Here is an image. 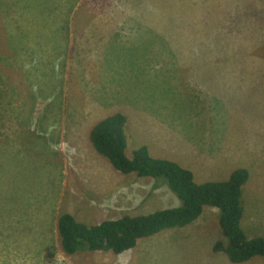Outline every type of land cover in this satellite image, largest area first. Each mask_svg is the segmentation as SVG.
<instances>
[{"label": "rangeland", "instance_id": "rangeland-1", "mask_svg": "<svg viewBox=\"0 0 264 264\" xmlns=\"http://www.w3.org/2000/svg\"><path fill=\"white\" fill-rule=\"evenodd\" d=\"M45 3L0 13V264H233L212 207L119 255H63L56 219L179 205L165 180L122 175L93 150L92 127L118 113L127 157L146 146L196 184L246 169L241 228L264 237V0H57L55 19Z\"/></svg>", "mask_w": 264, "mask_h": 264}, {"label": "trees", "instance_id": "trees-1", "mask_svg": "<svg viewBox=\"0 0 264 264\" xmlns=\"http://www.w3.org/2000/svg\"><path fill=\"white\" fill-rule=\"evenodd\" d=\"M0 1L6 3V0ZM34 1L44 4L48 0L24 2L33 5ZM246 1L253 0H244V3ZM4 118L8 120L6 114ZM125 123V117L118 113L97 122L89 133L93 150L122 175L165 180L180 203L177 207L151 214L125 215L95 225L84 224L73 215L63 213L56 219L58 248L63 255L72 256L81 252L119 255L133 249L140 239L191 224L202 215L204 207H212L218 210V228L226 241L225 246L220 243L216 246L225 248L228 261L241 264L255 257L264 259V237L248 238L240 224L243 217L242 188L249 179L246 169L233 170L225 181L196 184L191 171L167 159L152 157L146 146L138 147L131 157H127Z\"/></svg>", "mask_w": 264, "mask_h": 264}, {"label": "crops", "instance_id": "crops-1", "mask_svg": "<svg viewBox=\"0 0 264 264\" xmlns=\"http://www.w3.org/2000/svg\"><path fill=\"white\" fill-rule=\"evenodd\" d=\"M18 1V3H19V5L18 6H15V5H12L13 7L12 8H14V10L11 12V10H10V6H9V3H7V7H4V13H5V15H10V14H14L15 12V17H20L22 14V16L23 17H25L26 16V14H25V12H27V11H24V9H23V6L24 5H28V2H25L24 3V1L25 0H17ZM43 5V4H42ZM52 5H53V0H48L46 3H45V10L46 11H48L49 12V14H47V15H50V14H52L53 13V15H52V18L53 19H55V17H56V15H57V12H56V7H57V0H56V2H55V4H54V6H53V10L51 11V9H52ZM24 12V13H23ZM21 14V15H20ZM32 14V13H31ZM75 14V13H74ZM46 15V16H47ZM12 16V15H11ZM74 17V16H73ZM51 23H55V25H57V26H60V27H62V26H64V24H62V23H57V22H53V21H51V22H49L48 23V25H52ZM65 27V26H64ZM8 33L11 35L10 36V38L13 36V37H15V38H17V36H20V37H22L21 36V29H20V27H18L17 26V31H13L14 30V27H13V25L12 24H9L8 25ZM51 29V27L49 28V30ZM69 34H70V29H69ZM26 33V31H23L22 32V35L23 34H25ZM48 36L51 38V40L52 39H54L55 40V38H53L50 34H48ZM70 36H71V39H72V35L70 34Z\"/></svg>", "mask_w": 264, "mask_h": 264}]
</instances>
